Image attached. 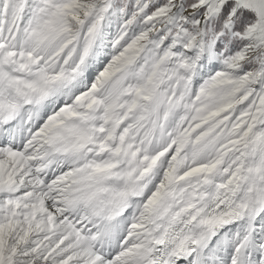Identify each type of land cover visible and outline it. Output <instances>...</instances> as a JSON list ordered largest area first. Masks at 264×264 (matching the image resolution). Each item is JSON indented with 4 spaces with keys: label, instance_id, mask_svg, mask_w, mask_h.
Wrapping results in <instances>:
<instances>
[{
    "label": "snow or ice",
    "instance_id": "6c2138e0",
    "mask_svg": "<svg viewBox=\"0 0 264 264\" xmlns=\"http://www.w3.org/2000/svg\"><path fill=\"white\" fill-rule=\"evenodd\" d=\"M0 264H264V0H0Z\"/></svg>",
    "mask_w": 264,
    "mask_h": 264
}]
</instances>
